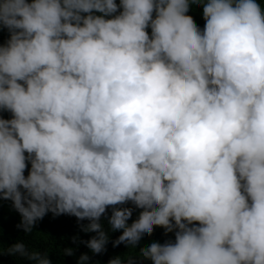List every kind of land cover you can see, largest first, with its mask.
Returning <instances> with one entry per match:
<instances>
[{
    "label": "clouds",
    "instance_id": "obj_1",
    "mask_svg": "<svg viewBox=\"0 0 264 264\" xmlns=\"http://www.w3.org/2000/svg\"><path fill=\"white\" fill-rule=\"evenodd\" d=\"M3 29L0 201L18 228L88 220L101 254L111 208L113 247L174 235L140 248L151 264H264L258 0H0ZM7 254L51 264L22 242Z\"/></svg>",
    "mask_w": 264,
    "mask_h": 264
},
{
    "label": "trees",
    "instance_id": "obj_2",
    "mask_svg": "<svg viewBox=\"0 0 264 264\" xmlns=\"http://www.w3.org/2000/svg\"><path fill=\"white\" fill-rule=\"evenodd\" d=\"M258 2L264 7V0H258ZM116 3L119 4V0H116ZM188 14L193 16L197 25L202 29L204 25L202 8L193 6ZM8 35L7 29L0 31V43L7 41ZM3 116L7 119L10 118L11 114L4 112ZM25 175H27V171ZM125 206L134 207L131 203ZM139 211L140 209L133 211L132 220L138 217ZM110 215L111 208L108 209L107 215L102 217L100 221L109 235L106 251L101 254H94L84 243L96 235L94 232L82 230V226H86L89 223L88 220L72 221L61 216H45L35 224L32 232L25 233L17 227L21 217L12 208L11 201H0V229H2L0 242H2L5 252L3 256H0V264H35L34 261H30L18 254L11 256L7 254V250L11 245L20 242L24 243L29 252L48 253L51 264H78L79 257L82 254H87L90 258L85 264H107L110 259L117 256L124 261V264H128L129 259L133 261V264H151L150 260L140 257V248L146 247L153 241L163 243L166 240H174L172 233L165 235L162 228H155L153 234L144 237L136 248L126 247L125 244L113 247L112 241L121 234V230L110 231V226L107 223V216ZM128 223H131V220ZM73 237L77 238L75 242H73ZM65 249H72L73 254L65 255Z\"/></svg>",
    "mask_w": 264,
    "mask_h": 264
}]
</instances>
